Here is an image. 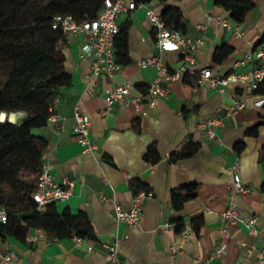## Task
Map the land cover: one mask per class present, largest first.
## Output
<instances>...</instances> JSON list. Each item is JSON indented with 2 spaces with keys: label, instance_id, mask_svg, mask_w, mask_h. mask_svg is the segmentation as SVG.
<instances>
[{
  "label": "crops",
  "instance_id": "1",
  "mask_svg": "<svg viewBox=\"0 0 264 264\" xmlns=\"http://www.w3.org/2000/svg\"><path fill=\"white\" fill-rule=\"evenodd\" d=\"M183 12L182 31L194 37L199 34L196 23L204 12L225 18L231 25L226 29L215 19L208 22L204 44L195 52V62L186 72L170 82V93L157 98L144 114H137L133 105L114 104L104 114V89L111 84L129 82L131 94H141L146 85L162 75L155 67L143 66L140 60L157 54L152 26L144 9L123 11L118 24L127 31L129 61L110 80L104 75L93 86H85L89 60L79 57L83 36L68 35L60 44L64 67L70 73V83L62 86L52 110L63 117L61 128L50 122L36 128L46 145L42 160L56 177L73 176V193L65 201H57L59 209L68 207L72 213L83 212L91 226L87 242L75 243L73 236L55 238L33 228L25 240L12 235L0 238V248L14 254L11 264H104L102 242L117 240L123 264H258L256 249L261 239L247 233L245 227H230V237L220 256H210L220 236L221 211L236 204L245 217H255L264 226V104L254 102L264 93L253 91L247 96V107L225 114L234 95L241 91L230 82L224 91L211 89L199 82L198 69L209 67L213 73H226L235 59L252 50L264 32V0H254V6L240 23L228 18L226 10L213 0H170ZM160 13L158 0L149 3ZM122 14V15H121ZM238 27L242 35L235 36ZM223 43L233 47L220 60H214L215 48ZM167 72L182 62L177 53L168 51L162 57ZM91 119L88 136L96 145L92 153L82 151L72 132L73 112ZM8 114V113H6ZM18 118L21 112H16ZM222 115L223 124L214 138H206L196 128V121ZM187 144L195 146L181 154ZM237 144V146H235ZM156 149L158 158H148V147ZM239 159V175L253 186L245 195L233 192L231 166ZM131 183V184H130ZM194 183L193 195L175 208L172 192H180L183 184ZM140 190H150L151 196L141 199L143 214L135 225L117 222L112 201H120L125 209ZM199 216L194 230L190 221ZM180 218L184 227L194 234L179 247L180 233L176 228L164 230L165 221ZM172 246L180 249L172 253ZM254 246L249 255L246 249Z\"/></svg>",
  "mask_w": 264,
  "mask_h": 264
},
{
  "label": "trees",
  "instance_id": "2",
  "mask_svg": "<svg viewBox=\"0 0 264 264\" xmlns=\"http://www.w3.org/2000/svg\"><path fill=\"white\" fill-rule=\"evenodd\" d=\"M158 1L166 23L182 31L180 6L170 0ZM101 3L102 0H0V113H22L16 122L0 121V205L11 201L7 220L0 224L1 239L12 235L25 240L33 228L58 239L91 237V226L83 212L72 213L68 207L59 209L53 201L40 211L31 194L36 189L46 145L45 138L34 130L47 124L60 88L71 80L60 46L64 37L60 28L52 27L53 17L59 13H70L77 19L92 17ZM213 3L221 5L228 18L238 23L254 6V0H213ZM260 43H264V32L256 42ZM232 49L223 43L215 48L212 58L220 60ZM115 55L120 63L129 61L125 27H120L115 37ZM254 91L264 93V81ZM194 148L187 144L180 153H190ZM147 155L152 161L158 158L152 146L148 147ZM194 187V183L183 184L180 192H172V205L181 207L193 195ZM173 221L178 231L184 227L180 218ZM199 221V216L190 221L194 230L198 229Z\"/></svg>",
  "mask_w": 264,
  "mask_h": 264
},
{
  "label": "built area",
  "instance_id": "3",
  "mask_svg": "<svg viewBox=\"0 0 264 264\" xmlns=\"http://www.w3.org/2000/svg\"><path fill=\"white\" fill-rule=\"evenodd\" d=\"M138 7L144 9L145 16L151 23L158 50L157 54L141 59L140 64L155 67L159 72H162V75L151 80L139 95L131 94L132 84L129 82L111 84L106 87L104 89L105 106L97 113L98 115L104 114L116 103L132 104L137 114H144L148 108L154 106L157 98L168 96L171 90V81L178 79L186 72H193L189 65L195 62L194 52L204 44V32L210 20L215 19L217 24L223 28H231L230 23L225 18L204 12L203 19L196 23L199 34L191 37L180 29L168 25L152 5L136 0H102L100 8L92 17L77 19L70 13L56 14L53 17L52 27L60 28L64 38L68 35L77 34L83 36V40L80 42L79 57L89 60V72L85 80L86 87L95 85L100 75L111 80L120 70L122 64L115 55V37L120 30L118 17L121 12L134 10ZM233 32L235 36L242 35L238 27H234ZM168 51L175 52L182 57V62L172 72H167L162 62L164 53ZM197 71L199 72V82H205L214 91H224L230 82L238 84L241 93L234 95L230 106L225 110V114L236 113L247 107V96L264 81V43L254 45L251 51L235 59L232 69L226 73H213L209 67H202ZM254 104H264V98L256 100ZM72 117L74 120L72 132L80 143L82 151L92 153L96 145L88 136L91 119L80 113L77 106L74 108ZM222 118V115H213L199 119L196 121V128L204 137L214 138L217 135V128L223 124ZM62 119V116L53 111L48 117V122L59 129L62 126ZM238 169L239 159L236 158L231 166L233 192L245 195L253 189V186L242 182ZM74 183L73 176H54L49 171L47 163L42 161L36 181V189L32 192L31 197L37 203V208L42 211L48 202L67 200L73 193ZM151 195L150 190L136 192L128 209H125L120 201L114 199L112 209L115 220L130 225L137 224L143 214L141 199ZM7 217V207L0 205V224L6 222ZM220 217V236L210 256H220L224 252L230 237V227L234 225L237 228L245 227L249 235L261 239L256 253L258 264H264V226H260L255 217L243 216L240 208L234 203H229L221 211ZM163 225L164 230H169L175 227V222L165 221ZM39 230L42 234L47 235L40 228ZM179 233L181 238L178 246L181 247L183 241L193 236L194 231L190 227H183ZM73 237L76 244L85 241L87 242V249H92V244L88 242V239L80 236ZM101 245L104 248V264H123L117 240L102 242ZM252 248L254 246L246 249V255L251 253ZM180 251V249L172 246V253L176 254ZM14 258L11 251L0 248V264H11Z\"/></svg>",
  "mask_w": 264,
  "mask_h": 264
},
{
  "label": "rangeland",
  "instance_id": "4",
  "mask_svg": "<svg viewBox=\"0 0 264 264\" xmlns=\"http://www.w3.org/2000/svg\"><path fill=\"white\" fill-rule=\"evenodd\" d=\"M122 15V14H121ZM18 114H16V112H10L8 114H6V117L4 120H9L11 122H16L17 121V118H18ZM3 120V121H4ZM11 202V201H10ZM10 202H6L5 203V206L10 209L11 208V203Z\"/></svg>",
  "mask_w": 264,
  "mask_h": 264
},
{
  "label": "bare ground",
  "instance_id": "5",
  "mask_svg": "<svg viewBox=\"0 0 264 264\" xmlns=\"http://www.w3.org/2000/svg\"><path fill=\"white\" fill-rule=\"evenodd\" d=\"M0 116H1L0 121H3L5 119V117H6V112H2Z\"/></svg>",
  "mask_w": 264,
  "mask_h": 264
},
{
  "label": "water",
  "instance_id": "6",
  "mask_svg": "<svg viewBox=\"0 0 264 264\" xmlns=\"http://www.w3.org/2000/svg\"><path fill=\"white\" fill-rule=\"evenodd\" d=\"M2 112H3V111H2ZM2 112H1V113H2ZM1 113H0V115H1ZM0 119H1V116H0Z\"/></svg>",
  "mask_w": 264,
  "mask_h": 264
}]
</instances>
